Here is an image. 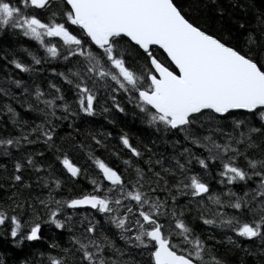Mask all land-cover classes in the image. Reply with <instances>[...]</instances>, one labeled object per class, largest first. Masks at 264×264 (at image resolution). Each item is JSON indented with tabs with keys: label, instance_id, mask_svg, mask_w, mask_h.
Listing matches in <instances>:
<instances>
[{
	"label": "snow or ice",
	"instance_id": "6c2138e0",
	"mask_svg": "<svg viewBox=\"0 0 264 264\" xmlns=\"http://www.w3.org/2000/svg\"><path fill=\"white\" fill-rule=\"evenodd\" d=\"M3 35L0 264H264V0H0Z\"/></svg>",
	"mask_w": 264,
	"mask_h": 264
},
{
	"label": "trees",
	"instance_id": "16d2710c",
	"mask_svg": "<svg viewBox=\"0 0 264 264\" xmlns=\"http://www.w3.org/2000/svg\"><path fill=\"white\" fill-rule=\"evenodd\" d=\"M9 44H14L15 46H19L20 44H23L26 47H30V48H35V42L29 41L28 38L25 37H14V36H9V35H3L0 36V47H7ZM39 55H43V52H39ZM49 66L51 67H55L57 71H61L64 70L63 68H61L59 66L58 62H50V65H45L44 69L41 71L40 76L41 77H48L51 78V74L48 71ZM20 78H26V75H22ZM129 109V115H127V117L124 116V114H118V119L120 121L126 120L127 121V127L125 128L126 131H129L130 135H135V136H140L143 139L150 140V139H155V137L152 135L151 131L149 129H147V127L145 125H142L139 121L134 120V118L131 116L130 114V110L131 107L127 106ZM18 111H20V109H17ZM109 119H112V117H109ZM93 120L95 121V124L93 125V128L99 131H110L113 133V137H115L118 132L119 129L121 127H124L123 123L118 122L116 125H109L105 119L103 115H99L97 117H94ZM77 125L80 127H83L82 125H79V122H77ZM67 126L66 124L62 126V130L60 131L61 135H64L65 132H67ZM110 147L111 146H115L113 148V150H118L119 149V145L117 143V141L115 139H110ZM151 147H153L154 151L157 152H161V153H165L166 155L171 152L170 147L167 144H164L163 142H158L155 145H150ZM97 154H101L99 150H97ZM106 155V154H104ZM80 160H84V156L83 154L80 155L79 157ZM57 167H59L57 165ZM195 170L199 171L198 166L194 165ZM91 171V169H90ZM59 174V173H57ZM214 176V170H213V175L207 177V180L211 186V188L215 191H221V186L218 185L215 181V179L213 178ZM82 182V181H81ZM185 199L186 198H181L180 199V203H185ZM196 226H197V230L200 231L202 230V226L200 225L199 221H196ZM219 238V237H218ZM34 246H39V245H34ZM2 250V249H0Z\"/></svg>",
	"mask_w": 264,
	"mask_h": 264
},
{
	"label": "rangeland",
	"instance_id": "374dc122",
	"mask_svg": "<svg viewBox=\"0 0 264 264\" xmlns=\"http://www.w3.org/2000/svg\"><path fill=\"white\" fill-rule=\"evenodd\" d=\"M100 217H98V219H99ZM118 239V238H117ZM119 242V241H118Z\"/></svg>",
	"mask_w": 264,
	"mask_h": 264
}]
</instances>
